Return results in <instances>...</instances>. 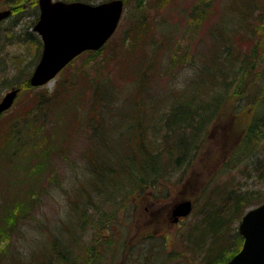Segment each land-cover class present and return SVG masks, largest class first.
Listing matches in <instances>:
<instances>
[{
	"label": "rangeland",
	"instance_id": "1",
	"mask_svg": "<svg viewBox=\"0 0 264 264\" xmlns=\"http://www.w3.org/2000/svg\"><path fill=\"white\" fill-rule=\"evenodd\" d=\"M94 1L91 3L111 0ZM122 1L124 10L118 28L98 52L97 61L77 74L81 90L67 95L68 84L63 83L70 81L76 74L74 71H78L76 68L89 62L86 55L45 86L26 88L24 83L41 54L34 36L37 33L32 29L38 15L30 1L20 2L21 10L11 8H15L16 3L0 4V10H12L11 16L0 24V102L8 91L19 89L12 106L0 113V264H29L31 252L41 248L46 231H55L62 226L77 227L72 210L78 198H70H75V192L86 187L94 197H90L80 211L95 214L98 224L99 219H104L107 227L114 230V236L122 239L116 244L118 258L126 256L127 260L133 254L138 256V260L128 264H215L219 257L229 256L239 247L236 231L244 213L264 202V143L260 145V157L252 163L253 168L236 164L223 170L212 182L211 177L220 170L245 119L243 111L233 115L229 107H224L216 123L208 128L204 143L189 169L183 174L180 170L168 173L169 178H164L163 186L156 191L129 194L123 188L120 191L112 187L103 189L93 182L90 155L87 154L91 150L86 138L92 129L88 120L94 117L100 124H108L103 129L105 133H111L110 124L121 123V115L116 111L120 100L112 107L90 110L91 81L107 78L127 93L136 86L140 66L152 61L149 55L154 52L157 64L164 61V66L150 83L151 94L157 95V91L164 92L166 88L175 92L195 74L189 56L204 54L207 59L211 53L209 31L212 26L231 14L236 21L235 9L243 10V6L253 2L257 13L242 17L244 29L239 28L233 42L238 43V54H246L247 60H253L252 67L249 60L247 63L251 70L249 76L257 81L263 76L258 74L264 69V0ZM223 19L220 28L225 33V25L233 19L229 22ZM158 30H166L168 39ZM247 31L248 36L243 34ZM222 35L225 40L226 35ZM163 40H169L165 41L167 48H157L158 42ZM152 46L156 50L151 51ZM96 64L97 69L92 67ZM134 93L127 101L138 102L145 97L144 94L134 96ZM43 96L46 100L39 110L38 101ZM163 111L165 108H159L156 113L160 115ZM132 137V147L136 148L140 138L137 132ZM96 142V149L117 150L116 144L106 140L103 144ZM145 142H149L148 138ZM138 155L136 151L135 159L139 163ZM98 158L100 165L107 162L102 155ZM123 162L120 157L117 168ZM110 176L120 182L124 174L119 171ZM232 191L239 195L246 192L245 201L238 209L229 210L228 205L233 200L223 196ZM105 199L108 202L102 203V215L105 213L106 218L110 217L108 221L100 216L101 210L96 211L92 206ZM187 199L194 203L192 213L183 222L172 224V208ZM208 212L221 222L219 232L213 237L206 233L209 225L204 223V217ZM114 215L117 216L115 219ZM147 233L150 237L140 242L139 238ZM85 236V241L89 242V235ZM125 243L129 245L125 246ZM173 252L177 254L170 255Z\"/></svg>",
	"mask_w": 264,
	"mask_h": 264
},
{
	"label": "trees",
	"instance_id": "2",
	"mask_svg": "<svg viewBox=\"0 0 264 264\" xmlns=\"http://www.w3.org/2000/svg\"><path fill=\"white\" fill-rule=\"evenodd\" d=\"M23 1L24 0H4L0 2V4L10 5L11 3H16L15 8H11L13 10H21L22 8L18 5ZM26 1H30L33 7H35V14L37 16V0H25V2ZM74 1H82L85 3L95 2L94 0ZM65 2H67V0H65ZM230 8L233 9L231 6ZM242 9L243 10L235 9L237 13L235 18L236 21L232 18V14L227 16V18L229 17L228 20L230 21L233 19V22L229 25H225V33L222 28H220L224 23L221 22V19L224 17L219 19L218 22L212 26V29L209 31L212 44L210 45L211 53L207 59L203 56L204 54L200 55V57L196 55L189 56L190 66L195 67V74L183 88L177 89L175 92L166 88L163 90L164 92L157 91V95L154 93L151 94L150 83L154 82V79L159 75L164 66V61H160L161 64H157L154 52L149 55L152 61H149L147 65L140 66V71L136 79V86L127 93L123 92V90H119L114 84H111L107 78L103 81L95 80L90 82V110L96 109L97 111V109L100 110L108 106L112 107V104L115 103L116 100H120L116 111H119L121 115V123H114V127L110 124L112 129V131H110L111 133H105L103 129V126L108 124H100L97 122L98 119L94 117L88 120L92 125V129L91 135L88 134L89 136H87L86 139H89L91 153L90 151L86 152L90 155V157H88L90 159V172H92V179L96 185H100L103 189L106 187L108 189L109 187L113 189L117 188L118 191L123 188L125 189V193L127 192L129 194L133 191L139 193L147 191L153 192L159 187L161 188L164 178H169V176H167L168 173L180 170L183 174L185 170L189 169L188 167L196 159L198 149H200L202 146L201 144L204 143L208 128L216 123L215 121L219 118L220 112H222L224 107H229L233 115L243 111L245 119L240 125L241 127L238 128V137L233 141L228 149V153L223 158L220 170L217 174L215 173L216 175L214 174L213 177H211L212 182L214 179H217L216 177L220 175L223 170L231 169V167H234L236 164H241L245 167H254L252 163L255 159L257 160V158L260 157L262 149L260 145L264 143V69H261L259 74L257 73L258 75H263L258 81L249 76L251 72L249 66L251 65L252 67L254 65L253 60L248 59L250 61V65H248V56H246V54H238V43L236 41L233 42L236 36L235 33L240 31L239 28L244 29L245 20H243L242 17L247 16L248 13H257L255 2L250 6H243ZM226 11L227 9L225 8V12ZM226 19L223 20L227 21ZM158 32L160 35H163L165 39H168L169 36L166 30H158ZM222 33L226 35L225 40L223 39ZM243 34L248 36V31L243 32ZM34 36H36V40H38L40 50L42 47L41 40L36 34ZM169 40L165 41L169 42ZM165 41H159L160 43L158 42V45H156L157 48H167L164 46L167 44ZM102 50L80 54V56L72 60L66 68L59 72L62 74V72L68 70L84 55H86L89 60L82 68L81 66L76 68L78 71H74L76 74H74L70 81H64L63 84H68L66 87L68 91L65 92L66 95L71 93L74 94L76 91L81 90L77 74L85 67H89L92 63H95L97 61L96 57L98 56V52ZM150 50H156L155 46H152ZM255 51L256 50H253V52ZM251 58L255 59V57ZM36 59L37 62L39 56H37ZM92 67L97 69L99 66L96 64ZM29 77L24 83L25 87L33 88L29 84ZM18 81L23 84V81ZM133 92H135L134 96L144 94L145 97L138 102L127 101V98L131 97ZM45 100L46 98H44V96L39 98L37 109L40 110L43 108ZM231 104L232 106L230 107ZM159 108H165V111L161 112L160 115L156 113ZM135 111L136 113H134ZM96 123L100 125H96ZM75 132H78V129L77 131L75 130ZM135 132H137L140 138L136 148L132 147V134ZM111 136H115V139L111 138ZM146 137L149 141L147 144L145 142L147 139ZM104 140L111 144H116L117 150H112L108 147L96 149L95 142H102L103 144ZM136 151L140 154L138 155L141 159L139 163L135 159ZM101 155L103 158H106L105 160L107 161L104 165H100L99 161H97V158ZM120 157H123L124 162L117 168ZM119 171H122L124 174L123 181L116 182V178L110 175ZM105 177H108L106 181L104 180ZM212 182H210L209 185ZM230 193L231 194L226 193L223 196L226 199L233 200L230 205H228L230 206L229 210L233 208L238 209L240 204H243L245 201L243 198L246 192L240 195L233 191ZM75 195V198L72 196L70 199L78 198L76 205L73 204L74 207L72 210V212H74V217L77 219V227L72 228L68 226L64 228L65 226H62L61 229L55 231H46L41 248L36 249L37 251L33 253L31 252V256L29 257L31 262L33 259L36 261L34 263L29 261V264H77V261L82 258L81 254H79L82 252V248L79 244L81 242L89 243L91 241H99L101 238L94 239L95 236L106 234L107 230V233L110 234L111 237L110 239H105V246L108 248L113 246V248L118 251L116 244L122 239L114 236L113 229H104V227L107 226L106 222H104L105 220L99 219L100 223L98 224L95 214H86V212L80 211V209L86 207L85 205L89 202V198L94 197L91 190L86 187L83 190L76 191ZM109 196L106 197L109 198ZM103 201L108 202V199L93 203L92 206L96 211L101 210L100 216L106 218L105 213L102 215L104 210ZM227 214L230 215L229 212ZM87 215L91 218L88 219ZM116 217L117 216H115L114 219ZM109 218H106V221H108ZM216 219L217 218L210 212L204 217V223L208 222L209 225V229L206 231L208 237H213L215 235L214 233L219 232L221 222H218ZM236 233L237 238L240 240L238 243L239 247L229 256L219 257L215 264H225L240 250L242 247V238L237 231ZM85 235H89V242L85 241ZM150 235V233L144 234L143 238H139V240L149 238ZM128 245L129 243H125V246ZM175 254L177 253L173 252L170 255Z\"/></svg>",
	"mask_w": 264,
	"mask_h": 264
},
{
	"label": "water",
	"instance_id": "3",
	"mask_svg": "<svg viewBox=\"0 0 264 264\" xmlns=\"http://www.w3.org/2000/svg\"><path fill=\"white\" fill-rule=\"evenodd\" d=\"M38 20L34 31L42 40V54L29 79L33 87L53 79L72 59L84 51L99 50L110 39L122 17V0L100 4L38 0ZM10 15L0 11V23ZM17 89L8 92L0 102V113L14 102ZM192 201H180L172 209L173 222L187 217ZM238 233L242 248L226 264H264V203L249 209L241 218Z\"/></svg>",
	"mask_w": 264,
	"mask_h": 264
},
{
	"label": "flooded vegetation",
	"instance_id": "4",
	"mask_svg": "<svg viewBox=\"0 0 264 264\" xmlns=\"http://www.w3.org/2000/svg\"><path fill=\"white\" fill-rule=\"evenodd\" d=\"M104 229H109V227L105 226ZM107 232L106 234L104 233L95 236L94 239L101 238L102 241H92L89 243L81 242L79 244V246L82 248V252L79 253L81 254L82 258L77 261V264H128L129 262H134L135 260H138V256L135 254L128 257L127 260L125 259L126 256H123V258H118L115 254L116 250L113 247L108 248L105 246V239H110L111 237V235ZM118 259L122 260V262L119 263Z\"/></svg>",
	"mask_w": 264,
	"mask_h": 264
}]
</instances>
